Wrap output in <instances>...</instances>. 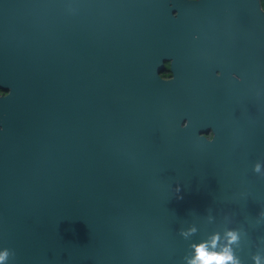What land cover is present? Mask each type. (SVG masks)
<instances>
[{
	"label": "water",
	"instance_id": "water-1",
	"mask_svg": "<svg viewBox=\"0 0 264 264\" xmlns=\"http://www.w3.org/2000/svg\"><path fill=\"white\" fill-rule=\"evenodd\" d=\"M0 89V264H264L258 0H0Z\"/></svg>",
	"mask_w": 264,
	"mask_h": 264
},
{
	"label": "clouds",
	"instance_id": "clouds-1",
	"mask_svg": "<svg viewBox=\"0 0 264 264\" xmlns=\"http://www.w3.org/2000/svg\"><path fill=\"white\" fill-rule=\"evenodd\" d=\"M164 71L158 73V77L161 78L164 82H172L174 80V72L172 71V61L168 60L163 64ZM11 95L10 91L0 90V98H7ZM3 131V129H0ZM204 136H209L208 133H202ZM211 138V137H209ZM258 170V169H257ZM179 191V189H178ZM230 243L235 242L238 239L237 234L234 231L227 233ZM218 237H213L212 247H215V242ZM195 255L194 258L189 262V264H238V261L233 257L231 250L225 247L222 251H209L207 243H200L194 246ZM6 252L3 255H0V261L6 256ZM257 264L259 261L257 260Z\"/></svg>",
	"mask_w": 264,
	"mask_h": 264
},
{
	"label": "flooded vegetation",
	"instance_id": "flooded-vegetation-1",
	"mask_svg": "<svg viewBox=\"0 0 264 264\" xmlns=\"http://www.w3.org/2000/svg\"><path fill=\"white\" fill-rule=\"evenodd\" d=\"M166 61H168V60H166V59H163V60H162V66H161V68H160L159 72H162V71H164L163 64H164ZM159 72H158V73H159ZM0 90H3V91H5L4 89H0ZM206 133H208V134L210 135V132H206Z\"/></svg>",
	"mask_w": 264,
	"mask_h": 264
},
{
	"label": "trees",
	"instance_id": "trees-1",
	"mask_svg": "<svg viewBox=\"0 0 264 264\" xmlns=\"http://www.w3.org/2000/svg\"><path fill=\"white\" fill-rule=\"evenodd\" d=\"M261 9L264 11V0H258Z\"/></svg>",
	"mask_w": 264,
	"mask_h": 264
}]
</instances>
